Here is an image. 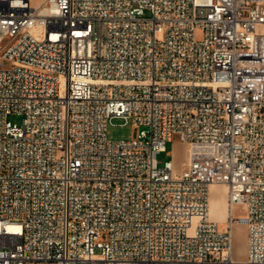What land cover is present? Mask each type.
<instances>
[{"label": "built area", "instance_id": "2783aa9c", "mask_svg": "<svg viewBox=\"0 0 264 264\" xmlns=\"http://www.w3.org/2000/svg\"><path fill=\"white\" fill-rule=\"evenodd\" d=\"M0 264H264V0H0Z\"/></svg>", "mask_w": 264, "mask_h": 264}, {"label": "rangeland", "instance_id": "374dc122", "mask_svg": "<svg viewBox=\"0 0 264 264\" xmlns=\"http://www.w3.org/2000/svg\"><path fill=\"white\" fill-rule=\"evenodd\" d=\"M198 37H201V32H198ZM20 115L10 116V120L14 122L21 121ZM108 138L110 139H130L133 137V125L131 122H125L124 119L115 118L112 124H109L107 130ZM187 146L178 142H169L166 147V151L158 154V159L164 161L167 159H174L176 162L175 167L179 171L183 168L187 161ZM216 195L223 192L222 186H218L215 191ZM236 216L244 215L241 206L236 207ZM222 225L225 221H219ZM247 239L248 232L247 227L242 224L236 223L234 226V242L233 253L236 259H244L247 256Z\"/></svg>", "mask_w": 264, "mask_h": 264}, {"label": "bare ground", "instance_id": "6f19581e", "mask_svg": "<svg viewBox=\"0 0 264 264\" xmlns=\"http://www.w3.org/2000/svg\"><path fill=\"white\" fill-rule=\"evenodd\" d=\"M218 186H222L223 192L219 195H216L215 191L217 190ZM209 206L211 218L217 220V222L225 221L226 216L231 212V201L228 197V188L225 184H213L211 186Z\"/></svg>", "mask_w": 264, "mask_h": 264}]
</instances>
